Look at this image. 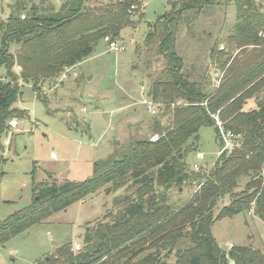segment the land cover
<instances>
[{
    "label": "trees",
    "instance_id": "trees-1",
    "mask_svg": "<svg viewBox=\"0 0 264 264\" xmlns=\"http://www.w3.org/2000/svg\"><path fill=\"white\" fill-rule=\"evenodd\" d=\"M233 2L237 23L226 46L209 40L207 48L185 54L182 29L190 31L203 14ZM31 4L18 0L6 19L0 17V67L8 77L0 80V177L9 123L25 112L13 107L23 96L20 80L31 82L41 99L45 80L83 62L100 40L111 44L125 27H136L135 14L143 18L140 0ZM148 27L144 45L164 59L151 82V99L162 111L158 118L167 117L154 125L158 139L118 144L94 162L93 176L84 181L44 184L33 177L38 199L0 218V246L109 185L107 191L135 190L117 200L122 207L107 214L111 220L87 228L82 250L64 245L38 264H169L165 254L182 238L190 246L176 253L174 264H264V250L236 245L224 250L212 230L216 221L249 210L264 222V0H181L178 9ZM211 66L222 72L218 85ZM251 101L255 107L247 109ZM214 115L241 144L222 152L209 172L196 171L187 159L199 148L203 126L213 127L223 146ZM185 184L197 186L190 200L169 204L170 190ZM226 197L229 204H223Z\"/></svg>",
    "mask_w": 264,
    "mask_h": 264
},
{
    "label": "rangeland",
    "instance_id": "rangeland-1",
    "mask_svg": "<svg viewBox=\"0 0 264 264\" xmlns=\"http://www.w3.org/2000/svg\"><path fill=\"white\" fill-rule=\"evenodd\" d=\"M17 1L0 0V17L6 19ZM21 1L30 6L43 0ZM44 1L56 6L62 3V0ZM140 1L143 18L135 14L133 18L138 25L125 27L115 41L118 46H124V50L112 48L106 39L100 40L94 52L83 62L66 67L57 77L45 80L41 99L31 82L20 80L23 96L13 107L25 112L15 118L17 127L11 126L4 139L1 155L6 161L0 177L1 219L27 207L34 198L38 199L33 177L44 184L84 181L93 176L94 162L107 158L118 144L159 137L154 132V125L158 120L164 122L167 117L158 118L162 111L151 99L149 90L152 80L163 68L164 59L156 48L145 47L144 39L149 31L148 24L178 9L181 0ZM236 23L234 2L217 7L210 15L203 14L191 25L190 31L185 27L182 29L180 42L186 50L184 53L195 54L199 49L207 48L209 40L218 42L222 49ZM10 49L16 52L13 45ZM15 71L20 73L21 68L15 66ZM210 72L213 83L218 85L222 72L216 66H211ZM7 79L2 66L0 80ZM253 107L254 101L246 106L247 109ZM152 109L156 112L153 113ZM200 134L199 148L190 153L187 161L190 168L199 164L200 170L209 172L218 157L220 143L213 127L203 126ZM200 152L204 153V160L198 158ZM246 183L244 180L238 190ZM107 187L53 213L0 246V264H38L39 260L54 255L64 245L71 248L78 244L82 250L87 228L111 220L112 216L107 217V214L117 213L122 207L118 201L135 190L122 187L107 191ZM196 190L195 184L173 188L168 203L174 207L182 206ZM229 201L230 198L226 197L223 204H229ZM212 230L224 250L234 245L264 250V222L252 210L220 219ZM189 246L188 238L180 239L174 250L165 254L166 261L175 263L176 253Z\"/></svg>",
    "mask_w": 264,
    "mask_h": 264
},
{
    "label": "built area",
    "instance_id": "built-area-1",
    "mask_svg": "<svg viewBox=\"0 0 264 264\" xmlns=\"http://www.w3.org/2000/svg\"><path fill=\"white\" fill-rule=\"evenodd\" d=\"M111 47L112 48H115V49H118V50H124L125 47L124 46H118L116 42H112L111 43ZM155 107V106H154ZM156 109V108H155ZM155 109H152V112L155 113L156 110ZM215 118H216V121H217V125L219 126L220 128V133H221V137L223 139V146L222 148L219 150L218 152V156L224 152V151H227V150H232L233 148H235L236 146H239L241 144L240 141H238L237 137L235 136V134L231 131V130H225L224 126H223V122L219 119V117L217 115H214ZM10 125L14 128L17 127L18 125V121L17 120H12L10 122ZM158 139V136L154 137L152 140H157ZM9 143V142H8ZM198 158L200 160H204L205 159V155L204 153L200 152L198 154ZM200 166L199 164H195L193 169L198 171L200 169ZM253 211V210H252ZM73 249L75 251H80L81 250V247L78 245V244H74L73 245Z\"/></svg>",
    "mask_w": 264,
    "mask_h": 264
},
{
    "label": "water",
    "instance_id": "water-1",
    "mask_svg": "<svg viewBox=\"0 0 264 264\" xmlns=\"http://www.w3.org/2000/svg\"><path fill=\"white\" fill-rule=\"evenodd\" d=\"M166 15H167V14H164L161 18H165ZM151 92H152V88H151L150 91H149V95L151 94Z\"/></svg>",
    "mask_w": 264,
    "mask_h": 264
},
{
    "label": "crops",
    "instance_id": "crops-1",
    "mask_svg": "<svg viewBox=\"0 0 264 264\" xmlns=\"http://www.w3.org/2000/svg\"><path fill=\"white\" fill-rule=\"evenodd\" d=\"M151 88H152V87H151ZM151 88H150V89H151ZM149 91H150V90H149ZM151 94H152V92H151ZM167 125H168V123H167ZM173 264H174V263H173Z\"/></svg>",
    "mask_w": 264,
    "mask_h": 264
}]
</instances>
